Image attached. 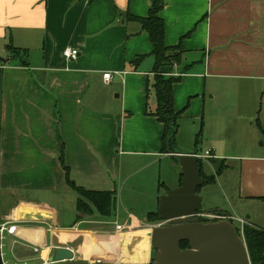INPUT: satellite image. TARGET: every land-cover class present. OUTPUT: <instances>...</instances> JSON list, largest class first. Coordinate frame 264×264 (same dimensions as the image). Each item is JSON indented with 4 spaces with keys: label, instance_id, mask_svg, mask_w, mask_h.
<instances>
[{
    "label": "crops",
    "instance_id": "obj_1",
    "mask_svg": "<svg viewBox=\"0 0 264 264\" xmlns=\"http://www.w3.org/2000/svg\"><path fill=\"white\" fill-rule=\"evenodd\" d=\"M152 3L0 0L3 264H44L53 248L69 249L75 260L89 264L150 263L153 250L147 233L161 221L149 223V213L143 219L132 213L113 217L116 181L122 171H140L155 162L161 168L167 162L173 178L149 190L158 207L160 197L182 181L177 153L198 155L181 148L175 138L163 153V125L146 115V108L156 110V100L149 102L155 76L152 45L140 25L125 16L146 18ZM161 3L165 45H180L182 55L179 65L163 67L160 73L180 79L172 91L176 112L185 111L189 101L203 107L204 124L199 111L195 118H200L198 130L213 155L204 160L215 175L203 166L202 173L214 176V182L201 178L207 183L197 196L211 185L224 202L210 196V211L202 212L200 205L197 215L243 221L240 232L246 225L261 228L264 0ZM7 47L17 53L10 54ZM67 48L78 52L75 60L63 57ZM105 73L111 74L107 85ZM194 160L197 167L203 162ZM64 168L76 187L114 193L113 213L103 217L94 212L79 219L77 195L67 185ZM232 169L237 170L235 178L218 185L223 172ZM115 224L123 230L115 231Z\"/></svg>",
    "mask_w": 264,
    "mask_h": 264
},
{
    "label": "water",
    "instance_id": "obj_2",
    "mask_svg": "<svg viewBox=\"0 0 264 264\" xmlns=\"http://www.w3.org/2000/svg\"><path fill=\"white\" fill-rule=\"evenodd\" d=\"M177 156L183 177L179 188L159 199L156 213L165 225L156 226L147 233L155 251L150 264H250L245 243L231 222L194 221L201 205L197 190L207 181L199 177L192 156L181 153ZM34 217L42 219L41 216ZM182 242L187 243L186 249H180ZM0 264H3L1 254ZM44 264L89 263L75 260L69 249L53 248Z\"/></svg>",
    "mask_w": 264,
    "mask_h": 264
},
{
    "label": "trees",
    "instance_id": "obj_3",
    "mask_svg": "<svg viewBox=\"0 0 264 264\" xmlns=\"http://www.w3.org/2000/svg\"><path fill=\"white\" fill-rule=\"evenodd\" d=\"M162 10L161 0H153L151 8L146 18H136L129 14H126L125 19L127 21L136 22L140 25L142 31H144L149 38L152 45V56L154 58L153 73L154 82L152 90L156 100V110L150 112L146 108V115L153 116L156 120L163 125V153H167V148L171 147L174 138L177 133L178 120L182 112H176L173 107V85L180 79L173 77H164L160 73V69L163 67H171L173 65L180 64V55H170L171 52L177 51L182 54V49L179 46L169 48L165 45L164 37V23L159 17ZM7 52L10 54H16L17 51L7 47ZM187 70V69H185ZM201 132L196 135L195 142L198 143ZM198 173L200 178L207 179L208 183L214 182V176L206 177L202 173V164L199 162ZM67 185L71 187L76 195V211L79 214V219L82 216H90L94 212L103 217H108L113 213L115 205V194L110 192H91L76 187V185L68 179V170L64 168ZM222 168L216 171L219 175ZM147 221L149 223L160 222V219L156 212L149 213L147 215ZM239 236L242 237L250 264H264V226L256 228L252 226H244L242 232L238 231ZM187 243H180V249H186Z\"/></svg>",
    "mask_w": 264,
    "mask_h": 264
},
{
    "label": "rangeland",
    "instance_id": "obj_4",
    "mask_svg": "<svg viewBox=\"0 0 264 264\" xmlns=\"http://www.w3.org/2000/svg\"><path fill=\"white\" fill-rule=\"evenodd\" d=\"M179 54L181 57V53L174 51L171 52L170 55H177ZM155 95L154 93L151 94L149 97V102H154ZM200 103H202L200 101ZM199 111L201 116V121L204 124V111L203 107L201 106H194L192 101H189V105L185 111L182 112L181 118L178 120V132L175 136V142L177 145L181 146V148H185L184 150H190L187 152H197L198 155L203 154L205 150H209V144L206 143L205 139L203 138V134L200 135L198 143L196 146L194 145L196 135L199 133V126H200V118H195V113L197 114ZM128 115V114H127ZM128 117H131L128 116ZM203 131V128H202ZM202 133V132H201ZM119 138V134L117 135ZM120 154V150L117 151ZM161 168L158 162H155V165L151 167L144 168L140 171H128L123 172L121 174L120 181H116V205L115 210L113 213V217L116 215L121 218L122 215H127L129 213L134 214L137 216L138 219L146 216L148 213L156 212L157 207L153 199H151L150 191H154L156 187H158V183H163V180H170L173 178V172L171 168L168 166L167 162H161ZM203 168L209 174L215 175V170H211L206 164L205 160L202 162ZM236 169H232L229 171L223 172V176L217 179L218 185L221 181L228 179L229 177H234L237 175ZM152 185H150L151 183ZM222 183V182H221ZM142 185H147L146 188ZM204 192L200 197L201 200V211L208 213L210 211L211 204H214L212 198H216L217 202L224 204L221 192H218L217 187H213L211 185L204 186ZM203 196V197H202ZM212 198H211V197ZM228 198V196H227ZM211 203V204H210ZM225 209L227 207H224ZM143 219V218H142ZM194 221L202 222V223H214L218 221H225L222 219H204L201 218V214L195 216ZM240 223L233 221L232 225L240 231ZM150 230V229H149ZM241 233V232H240ZM155 251H152V258L150 263L153 261ZM149 263V264H150Z\"/></svg>",
    "mask_w": 264,
    "mask_h": 264
},
{
    "label": "built area",
    "instance_id": "obj_5",
    "mask_svg": "<svg viewBox=\"0 0 264 264\" xmlns=\"http://www.w3.org/2000/svg\"><path fill=\"white\" fill-rule=\"evenodd\" d=\"M63 57L68 60V61H72V60H75L78 56V52L76 50H72V49H65L62 53ZM111 79V74L109 73H105L103 74V81L104 83L107 85L109 84V81ZM193 157L195 159H200V160H204V159H212L213 158V155H212V151L211 150H208L206 152H204L203 154L201 155H193ZM197 216V215H196ZM201 218H204V219H222V220H225V221H229L230 222V219L227 218V216H222V215H202ZM240 223L242 225H244V222L243 221H240ZM165 223L161 222L158 226H164ZM114 228H115V231H122L123 230V227L120 226V225H117L115 224L114 225ZM35 252H37V250L35 249L34 250Z\"/></svg>",
    "mask_w": 264,
    "mask_h": 264
},
{
    "label": "bare ground",
    "instance_id": "obj_6",
    "mask_svg": "<svg viewBox=\"0 0 264 264\" xmlns=\"http://www.w3.org/2000/svg\"><path fill=\"white\" fill-rule=\"evenodd\" d=\"M144 249V248H143ZM147 251V250H146ZM139 255V254H138Z\"/></svg>",
    "mask_w": 264,
    "mask_h": 264
}]
</instances>
